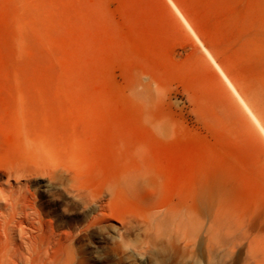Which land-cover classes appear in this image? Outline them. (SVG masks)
I'll list each match as a JSON object with an SVG mask.
<instances>
[{
	"label": "rangeland",
	"instance_id": "1",
	"mask_svg": "<svg viewBox=\"0 0 264 264\" xmlns=\"http://www.w3.org/2000/svg\"><path fill=\"white\" fill-rule=\"evenodd\" d=\"M205 49L264 127V0H0V264H264V135Z\"/></svg>",
	"mask_w": 264,
	"mask_h": 264
},
{
	"label": "bare ground",
	"instance_id": "2",
	"mask_svg": "<svg viewBox=\"0 0 264 264\" xmlns=\"http://www.w3.org/2000/svg\"><path fill=\"white\" fill-rule=\"evenodd\" d=\"M172 4V3H171ZM175 10L177 11V13L179 14V16L181 17V19L184 21V23L187 25V27L190 29V31L192 32L189 24L187 23V21L185 20V18L182 16V14L178 11V9L175 7ZM206 54L208 55V57L210 58V60L212 61V63L214 64V66L216 67V69L219 71V73L221 74V76L223 77V79L225 80L226 84H228V86L230 87V89L235 93V95L237 96V98L240 100V102L242 103L243 107L246 109V111L249 113V115L252 117V119L255 121V123L258 125L257 127L260 128V130L262 131L263 135H264V127L262 126L261 122L258 120V118L255 116V114L252 112V110L250 109L249 105L245 102V100L240 96V94L237 92L236 88L234 87L233 83L229 80V78L225 75V73L222 71V69L220 68V66L217 64V62L214 60V58L212 57V55L205 49Z\"/></svg>",
	"mask_w": 264,
	"mask_h": 264
}]
</instances>
